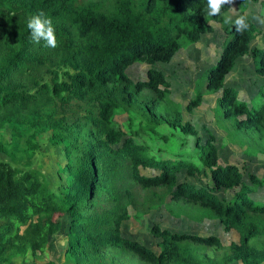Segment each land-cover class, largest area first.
<instances>
[{"label": "trees", "instance_id": "16d2710c", "mask_svg": "<svg viewBox=\"0 0 264 264\" xmlns=\"http://www.w3.org/2000/svg\"><path fill=\"white\" fill-rule=\"evenodd\" d=\"M237 1L249 2L233 0L209 16L207 0H0V118L14 134L11 149H0L12 159H0V264H23L27 256L58 264L47 255L67 216L66 254L73 264H264V203L249 196L261 179L248 173L249 185L238 166L220 164L215 137L204 138L184 121L170 98L171 81L156 67L170 62L183 40L193 43L212 32L209 20H222L227 38L219 60L204 73L206 90H223L217 111L233 127L264 137L263 89L248 102L225 85L237 61L249 55L264 75V48L251 47L260 29L249 18L241 32L224 22L238 17L226 15ZM41 13L54 29V48L43 38L32 40L27 24ZM135 63L149 64L147 79L129 75ZM202 100L199 92L187 109ZM120 114L127 122L117 120ZM36 132H51V142L64 146L68 180L61 188L19 164V152L32 155ZM144 135L148 140H141ZM162 143L169 156L156 153L165 150ZM150 169L158 174L142 173ZM182 171H203L210 181L200 187L180 182ZM139 189L149 209L185 203L202 219L239 232L240 241L227 247L229 254L201 258L200 247L224 248L217 236L155 225L159 252L128 238L122 225L140 203ZM227 190H234L231 199L220 196Z\"/></svg>", "mask_w": 264, "mask_h": 264}, {"label": "rangeland", "instance_id": "374dc122", "mask_svg": "<svg viewBox=\"0 0 264 264\" xmlns=\"http://www.w3.org/2000/svg\"><path fill=\"white\" fill-rule=\"evenodd\" d=\"M226 15H243L251 19L260 29V33L253 40L251 47L264 48V0H249L247 5L243 1H237ZM209 23L213 26L212 32L203 34L198 41L193 43L183 40L182 44L186 45L181 47L173 59L170 62H158L156 67L161 69L171 81L170 98L181 110L184 121H191L204 138L215 137L220 164L238 166L244 173V181L249 185H252V183L248 173H253L261 179L262 185L252 186L253 191L249 193V196L255 202L264 203V137L255 132L240 131L233 127L231 122L224 119L223 115L217 111L218 99L222 97L223 90L213 93L206 90L205 87L206 76H204V73L219 60L227 38L222 20L212 19L209 20ZM149 67L147 63H135L128 69V73L136 81L144 80L147 79ZM225 85L236 88L241 100L251 102L260 96L261 88L264 92V75L256 71L253 57L249 55V57L246 56L237 61L234 69L227 75ZM199 92L203 95L202 103L189 111L187 109L188 103ZM3 115L4 112L1 111L0 117ZM116 118L121 123L127 122L126 114H120ZM13 136L9 123L3 122L0 118V143L3 144L0 149H11ZM26 138L23 137L21 140L23 149L28 147ZM141 140H148L147 135H144ZM158 145L165 149L156 151L158 155H170L165 143ZM17 158L19 164L24 168L37 169L43 172L54 190L67 183L68 174L65 171L67 158L64 146L51 142V132H36L32 155L27 157L22 151L17 154ZM0 159L12 161L3 151H0ZM142 173L155 175L158 174V171L150 169L142 170ZM179 180L180 182L190 181L198 187L210 181L203 171L197 176H189L186 171H182L179 174ZM138 193L140 203L136 207H130V218L123 222L122 230L128 238L138 240L157 252L160 251L158 247L160 239L152 233V228L155 225L178 233L217 236L224 244V248L200 247L199 255L201 258L205 255L216 257L222 252L224 255L229 254L227 247L232 242L240 241L239 232L226 230L218 219H202L197 208L182 202H173L149 209L148 206L143 204L145 192L139 189ZM233 194L234 190H227L222 191L220 196L231 199ZM70 223L71 218L67 216L64 219L63 229L52 237L47 259L54 260L58 264H73L66 254ZM23 260V264L41 263L34 261L31 256H27ZM134 264L142 263L136 259ZM230 264L242 263L231 261Z\"/></svg>", "mask_w": 264, "mask_h": 264}, {"label": "clouds", "instance_id": "9594fccd", "mask_svg": "<svg viewBox=\"0 0 264 264\" xmlns=\"http://www.w3.org/2000/svg\"><path fill=\"white\" fill-rule=\"evenodd\" d=\"M233 0H207V14L209 16L218 15L221 12V8L228 4L231 5ZM43 14L32 17L28 21V28L31 30L32 40L35 43H39L41 38L46 41V46L56 47V38L54 35V29L51 26L50 20H42ZM225 23H234L237 32L245 30L248 25L246 23L245 16H238L235 21H232L231 17H225Z\"/></svg>", "mask_w": 264, "mask_h": 264}]
</instances>
